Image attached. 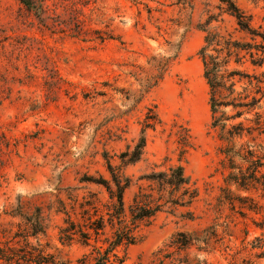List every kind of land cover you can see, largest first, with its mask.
<instances>
[{
	"label": "rangeland",
	"instance_id": "rangeland-1",
	"mask_svg": "<svg viewBox=\"0 0 264 264\" xmlns=\"http://www.w3.org/2000/svg\"><path fill=\"white\" fill-rule=\"evenodd\" d=\"M179 1L38 0L31 10L20 0H0V223L22 221L2 214L4 206H52L51 251L72 264H93L92 258L82 261L91 249L58 241L64 218L56 213L59 200L70 208L69 194L81 199L90 190L102 192L81 180L109 177L106 159L122 165L121 154L135 148L149 109H155L160 123L146 132L143 158L126 168L134 183L126 201L147 185L141 176L180 163L199 197L190 209L160 214L142 226L139 242L119 249L124 264H152L177 233L210 226L221 241L209 264H264V196L224 183L221 143L210 128L209 87L198 56L204 33L195 26L206 19V4L220 13L218 2L192 0V10ZM235 1L264 30V0ZM224 19L223 31L250 41L232 18ZM177 52L164 80L147 91L157 75L153 59ZM231 68L263 82L259 91L254 80L249 91L261 99L264 116V64ZM248 82L238 84V92ZM187 134L191 147L181 156ZM242 143L264 154V137ZM252 200L256 211L249 210ZM188 210L194 221L182 217Z\"/></svg>",
	"mask_w": 264,
	"mask_h": 264
},
{
	"label": "trees",
	"instance_id": "trees-1",
	"mask_svg": "<svg viewBox=\"0 0 264 264\" xmlns=\"http://www.w3.org/2000/svg\"><path fill=\"white\" fill-rule=\"evenodd\" d=\"M216 1L220 13H213L211 5L206 4V19L195 26L204 33V44L198 56L209 87L210 128L221 143L220 152L224 155L222 167L227 172L224 183L247 192H261L264 196V154L254 146L242 143L247 137L252 141L264 137V116L259 112L261 99L249 91L254 80L259 91L263 82L256 75L231 68L233 63L244 65L248 61L254 67L263 66L264 30L254 27L252 17L235 0ZM20 2L31 10L39 4L38 0ZM178 4L195 10L192 0H180ZM224 16L232 18L237 32L250 41L237 40L234 33L223 31L221 24L225 23ZM192 25L191 22L190 27ZM177 58L178 52L167 59H153L157 75L145 85L147 91L164 80ZM245 79L249 80L248 87L238 92V84ZM159 123L158 113L149 109L139 142L133 150L128 147L120 156L122 165L114 166L106 159L109 177L101 175L81 180V183L96 186L102 192L90 190L81 199L69 194L70 208L65 201L59 200L56 213L64 215V218L63 225L58 228V241L63 246L79 244L91 249L82 261L92 258L93 264H124L125 259L119 249L137 244V232L142 226L150 225L160 214L174 215L180 209H190L198 199L199 190L180 163L164 170L154 169L141 176L139 180L146 181L147 185L139 186L131 202L127 203L126 193L134 183L126 168L142 160L147 144L146 132ZM189 139L188 134L182 139L181 156L191 147ZM103 194L106 200L102 198ZM252 201L249 210L256 211L257 204ZM52 211V206L30 207L21 203L2 208V214L21 217L22 221L0 223V264H72L61 253L51 251L48 233ZM182 217L189 221L196 219L191 210L182 213ZM220 241L215 226L194 232H179L158 249L152 264H209L208 256ZM193 252L196 254L192 257Z\"/></svg>",
	"mask_w": 264,
	"mask_h": 264
}]
</instances>
